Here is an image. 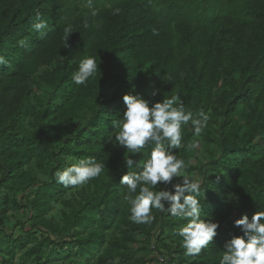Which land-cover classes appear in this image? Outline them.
<instances>
[{
    "label": "trees",
    "instance_id": "trees-1",
    "mask_svg": "<svg viewBox=\"0 0 264 264\" xmlns=\"http://www.w3.org/2000/svg\"><path fill=\"white\" fill-rule=\"evenodd\" d=\"M37 13L48 25L43 35L33 26ZM66 27L73 31L67 48ZM85 56H94L99 68L77 86L71 77ZM0 57V264H15L18 251L29 245L19 264L27 258L43 264L64 249L68 256L74 248L92 255L104 245L108 260L129 264L136 252L125 244L129 238L107 237L114 226L138 225L144 231L140 252L150 248L172 263L163 241L173 242L176 227L186 221L153 209L150 223L135 225L130 200L139 188L129 193L120 184L132 171L124 159L143 162L152 147L133 154L115 142L113 121L122 118L123 96L130 92L154 102L179 95L194 116L202 109L209 117L197 136L205 161L191 147V122L182 127L176 150L186 169L204 177L202 218L215 217L221 225L214 242L191 256L192 264H219L225 241L242 234L233 214L251 218L264 210V0H0ZM43 84L52 92L46 110L31 122L39 137L28 134L23 148L20 134L29 116L23 102ZM150 85L160 88L155 98L148 95ZM69 128L72 135H59ZM89 158L103 163L104 171L67 198L76 186L59 184L55 172ZM33 159L36 169L48 170L47 181L31 176L26 167ZM19 192L26 193L21 201L15 199ZM230 193L238 204L227 199ZM22 201L29 204L30 230L4 243L10 205L22 208Z\"/></svg>",
    "mask_w": 264,
    "mask_h": 264
},
{
    "label": "clouds",
    "instance_id": "clouds-1",
    "mask_svg": "<svg viewBox=\"0 0 264 264\" xmlns=\"http://www.w3.org/2000/svg\"><path fill=\"white\" fill-rule=\"evenodd\" d=\"M120 11L119 8L113 9V15H119ZM35 21V30L43 35L47 22L39 13ZM72 33L71 27L64 29L65 48L70 47L67 41ZM153 34L158 33L154 31ZM20 45L24 46L25 41H20ZM3 63L0 57V64ZM98 68L94 56H85L71 79L77 86L86 85ZM150 89L148 95L151 98L160 94V88L150 85ZM123 102L125 110L122 118L113 121L112 125L115 142L133 154L140 153L145 146H152L150 156L143 162L137 163L132 156L124 159L126 169H133L134 166L139 169L127 171L120 179V184L127 186L129 193H136L139 188L138 195L130 200V219L137 224L150 223L155 218L152 210L157 209L186 221L177 235L182 238L185 255H198L214 242L221 225L215 217L202 218L199 199L202 181L184 174L185 161L178 158L176 150L181 147L182 127L191 122L195 135L199 136L209 117L202 109L194 116L192 111L186 110L179 95L154 102V99L130 92L123 96ZM104 168L103 163L93 158L79 159L71 166L57 170L55 178L65 187L80 186L101 175ZM174 178L176 183H173ZM158 185L163 187L156 190ZM227 199L239 202L235 193H230ZM235 227L242 234L232 235L225 241L219 264H264V210H258L251 218L243 215L235 221Z\"/></svg>",
    "mask_w": 264,
    "mask_h": 264
},
{
    "label": "rangeland",
    "instance_id": "rangeland-1",
    "mask_svg": "<svg viewBox=\"0 0 264 264\" xmlns=\"http://www.w3.org/2000/svg\"><path fill=\"white\" fill-rule=\"evenodd\" d=\"M51 89L48 85H44L41 88H34L33 92L30 94V97L28 100L23 102V105L25 107H27V109L29 110V116L28 118L24 121L23 125L26 128V132L23 134H20L22 139H23V143H22V147L24 148L25 146V137L30 134L31 137L34 139V141L38 140L39 134L38 131H35L34 128L31 126V122H34L35 119L38 118V116H40L47 107L48 101L50 99V94H51ZM66 101H71V99H66ZM57 104H60L59 102H56ZM88 120L84 121L83 124H87ZM81 125L82 129H85L87 132L90 131V128L87 126L84 127V125ZM75 129L73 128H69L67 130H62L59 129V135L61 137H69L70 135H72L75 131ZM197 136H193L192 137V141L194 144H198L199 147L194 148V150L196 151V154L198 155V158H201L203 150H204V146H201V142L200 140H202L201 137H199L200 139L197 138ZM55 145H59L58 141L54 142ZM263 145V144H262ZM201 161H205L204 158H201ZM193 165H196L195 161H192ZM37 163L36 161H34V159L30 162V164L28 165V167L26 168H32L29 169L30 170V174L31 176H33L37 181H41V182H45L48 180V175L47 169H36ZM27 170V169H25ZM132 170H136L139 171V169H136L135 166ZM184 174L191 177V178H195V179H199L203 182L204 177H202L199 172L197 171V169H192V168H188L184 170ZM217 176V175H216ZM177 179L174 178L173 183H176ZM202 185V184H201ZM17 185L14 186L17 187ZM84 185H80V186H76L74 187L72 190H70L69 192H67L68 195H66L67 198H71V194H74L75 191L81 189L82 187H84ZM160 187H163V185H158L156 190H159ZM169 190L171 189V186L169 185ZM34 189V188H33ZM213 189V188H211ZM34 190L30 191V195L31 197H33L34 195ZM26 194V193H25ZM23 192H19L18 195H16L15 199L17 201H21L22 197L25 195ZM204 197L206 198L207 195H204ZM3 201V200H2ZM2 201H0V204L2 203ZM22 205L24 207L22 208H16L14 207L12 204L10 205L12 210L8 213L7 216V220H6V237L4 240V243H6V240L13 238V239H19V238H24L26 236V232H28L30 230V225H31V221H29L28 219L30 218V211H29V204L26 201H22L21 202ZM58 205V204H57ZM55 204L54 205V212L53 215L56 218L55 220L57 222L60 221L59 219V215H58V207ZM237 214H233V216L230 218L232 220L235 219L238 220V218H236ZM60 223V222H59ZM21 224H23V226H21ZM143 224V223H142ZM138 225V224H135ZM139 226V225H138ZM136 226V229H129L128 227H121V226H117L115 228L112 229V233L108 234L107 238H111L112 234L115 233V236L117 238H129L128 241H126L125 244L128 245V248L132 251H136L134 253V259L130 261L129 264H159L158 261V257H161V255L157 254L155 251H152L150 248L144 252H140L139 248H140V242L139 241H144L143 239V234L144 231L140 228ZM177 231L181 228V226H177ZM117 231H116V230ZM145 232H149L150 229L148 227L144 228ZM151 232V231H150ZM156 233H152L150 238H149V242L151 243L153 240L151 239V237H154ZM38 236H40V234H37ZM41 237V236H40ZM164 245L168 247V255L170 256V258L172 259V264H192L193 263V259L191 258V256H187L185 255V249L182 247V238L177 236L175 238H173V242L172 240L168 241L165 240L163 241ZM117 243L115 242L114 245H116ZM181 247H178V246ZM4 247V245H2ZM32 245L26 246L24 249L18 251L16 260H15V264H19L18 263V257L23 255L24 257V253L26 252V250L28 248H30ZM105 246V245H104ZM104 246H102V248L98 251H95L92 255L88 254L86 256H80L78 251L74 248L71 251L70 256H68V254H66V249H64V252L60 253L59 250H56L53 254L52 257L49 258V260H45L43 262V264H126V263H122L119 258H115V260H108V256L107 253L105 252ZM2 247V248H3ZM107 247V245L105 246ZM181 249V252L179 251ZM51 251L50 248L46 249V254L49 253ZM123 250H119L118 254H122ZM222 255V252L220 253V257ZM141 259L143 258L144 261L140 262L137 259ZM169 260V259H167ZM22 264H34V261L30 258L24 259Z\"/></svg>",
    "mask_w": 264,
    "mask_h": 264
},
{
    "label": "built area",
    "instance_id": "built-area-1",
    "mask_svg": "<svg viewBox=\"0 0 264 264\" xmlns=\"http://www.w3.org/2000/svg\"><path fill=\"white\" fill-rule=\"evenodd\" d=\"M159 261V264H172L170 260H167L168 258L161 256L157 258Z\"/></svg>",
    "mask_w": 264,
    "mask_h": 264
}]
</instances>
